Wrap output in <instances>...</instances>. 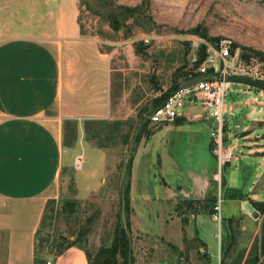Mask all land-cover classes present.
Masks as SVG:
<instances>
[{"label":"rangeland","instance_id":"374dc122","mask_svg":"<svg viewBox=\"0 0 264 264\" xmlns=\"http://www.w3.org/2000/svg\"><path fill=\"white\" fill-rule=\"evenodd\" d=\"M78 1L82 33L97 37L101 49L113 53L114 107L116 114L125 118L110 121L125 122L124 131H130V137L124 144L118 135L117 142L106 148H97L91 141L94 146H90L85 138L84 148L80 149L84 150L83 169L75 165L72 170L66 169L59 195L54 198V210L50 211L53 204L48 207L52 217L46 220L44 232L53 238H69L88 216L98 212L85 248L94 256L101 246L110 245L120 210V190L127 177L125 162L132 157L135 195L143 196L149 186L157 189L158 185L162 195L156 204L146 205L140 200L134 203L130 219L134 264H264V200H254L245 191L248 187L231 186H242L238 170L231 172V185L228 181L237 149L228 166L221 165L210 136L212 123L205 116L193 115L201 112L197 108H190L188 115L172 127L150 124L149 119L163 96L197 70L194 40L218 47L223 38H230L236 57H256L264 62V0ZM119 5L137 10L126 17ZM114 10L120 21L118 30L113 29L110 18ZM198 26L199 33L190 31ZM203 33H208V38ZM225 103L223 137L229 148H246L242 141L248 139H237L255 129L253 124L261 129L259 134H264L263 89L233 82ZM237 141L238 145L234 144ZM206 148L210 161L205 170L193 168L201 164L195 157L198 152L201 159L202 154H208ZM87 171L94 175L82 174ZM65 200H78V211H66ZM248 202L258 209L259 217L246 208ZM216 204L221 206L218 217ZM145 209L151 221L157 220L155 210L162 214L160 232L143 233L138 229L139 225L151 224L143 214ZM6 243L7 237L0 235V264L6 263ZM52 258L49 255L50 261Z\"/></svg>","mask_w":264,"mask_h":264},{"label":"crops","instance_id":"0c3cea01","mask_svg":"<svg viewBox=\"0 0 264 264\" xmlns=\"http://www.w3.org/2000/svg\"><path fill=\"white\" fill-rule=\"evenodd\" d=\"M79 16L78 0H0V231L7 233L5 264H34L37 229L47 202L59 195L66 169L72 170L77 157H83L80 149L86 140V122L125 118L118 116L114 107L113 53L101 49L97 37L82 33ZM206 120L213 128L214 121ZM68 121L77 124L74 143L66 140ZM252 127L255 129L237 139H248L242 141L246 148H230L237 152L228 181L231 185V172L238 170L242 186H231L248 187L245 191L254 200L263 201L264 134L257 132L261 129L256 125ZM206 149L208 154H202V159L197 153L201 164L193 168L205 170L210 161ZM82 174L94 175L90 171ZM134 182L131 221L136 201L150 205L162 198L159 185L157 189L149 186V191L138 197ZM143 214L151 224L138 229L160 232L162 214L155 210L157 220L152 221L149 211L145 209ZM51 262L90 264L85 248L78 245Z\"/></svg>","mask_w":264,"mask_h":264},{"label":"trees","instance_id":"16d2710c","mask_svg":"<svg viewBox=\"0 0 264 264\" xmlns=\"http://www.w3.org/2000/svg\"><path fill=\"white\" fill-rule=\"evenodd\" d=\"M118 8L121 10V14L125 15L126 17H130L132 13L137 10L136 7L124 5H119ZM117 16L118 13L115 10L110 14V18L114 24L113 29L115 30L120 28V21L117 19ZM190 31L192 33H199L200 27L198 26ZM202 35L208 38V33H203ZM136 50L138 53H141V48L137 45ZM206 50L207 45L202 44L198 52V60L196 65H199L205 59L207 52ZM166 96L167 95L165 94L163 98L165 99ZM180 120L181 118H177L175 122ZM124 123L125 122L121 120H88L86 122V138L96 147L106 148L113 145L114 141L117 142L118 135H120L123 143L126 144L130 137V131H124ZM67 129H69V134L67 133L66 138L67 143H74L77 140V124L75 122L68 121ZM125 164L127 169V177L121 186L120 210L117 215L114 236L110 245L101 246L94 256L85 248L84 242L87 240L88 234L98 212L88 216L86 222L81 224L78 230L73 232L69 238L62 235H60L59 238H53V235L44 232V228L47 225L46 220L52 217L50 211H53L55 206V199H50L47 202L40 226L37 229L35 235L34 264H48V261H50L48 259L49 255L58 257L62 255L68 248L75 245L85 248L90 264H134L133 244L130 229V218L132 212L130 193L133 158H129ZM51 204H53V207L52 210L49 211L48 207H50ZM79 204L80 202L78 200H65L63 207L66 211H69V213L72 214L78 211ZM188 205L192 206L191 202H188ZM253 206L255 207L254 204ZM124 218L126 219L127 227L125 226L126 224L123 223ZM0 235L7 237V233L5 231H0Z\"/></svg>","mask_w":264,"mask_h":264},{"label":"built area","instance_id":"2783aa9c","mask_svg":"<svg viewBox=\"0 0 264 264\" xmlns=\"http://www.w3.org/2000/svg\"><path fill=\"white\" fill-rule=\"evenodd\" d=\"M192 44L196 51L194 62H197L202 43L200 40H194ZM231 44L230 38H223L218 47L206 43V57L198 65L197 70L185 76L182 83L174 88L149 115L152 123L165 124L173 123L177 118L188 115L190 108L201 110L199 113L194 112L193 115L205 116L214 121L215 125L211 128L210 136L214 140V151L217 153L221 165L229 162L234 154V151L225 144L223 137L227 122L225 102L233 82L216 76L218 74H236L264 80V62L256 57L251 60L236 57L231 51ZM200 75L210 76L182 86L183 82ZM75 167L77 169L82 167L80 156L75 161ZM220 175L221 172L217 173L215 178L219 179ZM214 209L216 217H218V213L221 211L220 204H216ZM48 264H52V262L48 261Z\"/></svg>","mask_w":264,"mask_h":264},{"label":"water","instance_id":"95a60500","mask_svg":"<svg viewBox=\"0 0 264 264\" xmlns=\"http://www.w3.org/2000/svg\"><path fill=\"white\" fill-rule=\"evenodd\" d=\"M210 75H200V76H197L193 79H190V80H187L185 82H183L182 86H186L188 84H191L201 78H204V77H209ZM217 78H220V79H226V80H229V81H232V82H241V83H246L250 86H253V87H257V88H260V89H263L264 90V80H260V79H256V78H253V77H250V76H244V75H236V74H227V75H224V74H218L216 76ZM246 208L251 212V214L254 216V217H259L260 215V212L253 206L252 203L248 202L246 203Z\"/></svg>","mask_w":264,"mask_h":264}]
</instances>
